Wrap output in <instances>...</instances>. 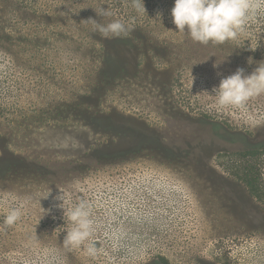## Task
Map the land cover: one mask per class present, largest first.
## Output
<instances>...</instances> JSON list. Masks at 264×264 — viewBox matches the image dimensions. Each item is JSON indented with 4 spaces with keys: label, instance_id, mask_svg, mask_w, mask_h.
Here are the masks:
<instances>
[{
    "label": "rangeland",
    "instance_id": "rangeland-1",
    "mask_svg": "<svg viewBox=\"0 0 264 264\" xmlns=\"http://www.w3.org/2000/svg\"><path fill=\"white\" fill-rule=\"evenodd\" d=\"M5 1L0 264H264V202L227 172L229 152L264 143V94L221 109L213 92L264 57L203 51L173 23L175 0H143L141 14L121 0ZM89 18L130 31L106 38ZM247 29L230 44L264 46L259 27ZM133 31L169 52L136 50ZM62 192L65 207L91 205L95 257L64 248ZM12 208L21 218L5 229Z\"/></svg>",
    "mask_w": 264,
    "mask_h": 264
},
{
    "label": "clouds",
    "instance_id": "clouds-1",
    "mask_svg": "<svg viewBox=\"0 0 264 264\" xmlns=\"http://www.w3.org/2000/svg\"><path fill=\"white\" fill-rule=\"evenodd\" d=\"M131 4L138 14L146 11L143 0H131ZM95 10L102 17L114 15L109 8ZM261 11H264V0H175L171 14L179 32H187L194 42L207 46L236 40ZM86 21L91 22L93 30L106 38L126 36L130 31L129 25L118 19L106 24L91 18ZM249 63H252L251 58ZM213 92L218 108L244 109L250 100L264 94V63L260 62L250 75H245V70L238 68L234 74L222 78ZM56 199L62 201L59 207L65 210L66 223L71 224L63 241L64 248H83L89 256L95 257L98 250L92 239L95 221L91 205L81 200L74 207H65L67 195L64 192ZM20 218L18 208L10 209L3 218L4 228L15 226Z\"/></svg>",
    "mask_w": 264,
    "mask_h": 264
},
{
    "label": "trees",
    "instance_id": "trees-1",
    "mask_svg": "<svg viewBox=\"0 0 264 264\" xmlns=\"http://www.w3.org/2000/svg\"><path fill=\"white\" fill-rule=\"evenodd\" d=\"M26 2L27 0H6L5 4L12 5L14 3H17V5L21 4L22 6H26L27 5ZM124 3L125 5L132 7L131 0H121L120 5L122 6ZM258 14L259 15H257V17L254 20L258 23H255L256 25H254L253 24L254 21H252L251 22L252 24L251 25L249 24L247 26L249 28L248 29L246 28L247 29L246 33L249 32L248 30L254 29L255 26H258L259 27L258 30H261L262 35L264 37V11H261ZM60 17L61 15H59V18ZM142 24L143 23L140 24L137 22L136 26L141 27ZM1 30L2 29H0V32ZM134 32H135V35L133 37V40L131 38L130 42L132 44L130 45H133L136 50H141L142 52H152V53H154L155 51H160L162 53L169 52L170 47H167L166 45L161 44L160 42L155 40L153 35L148 33L147 37L143 38V36H141V31H133L132 33ZM2 36H7V33L5 31L3 33H0V38H2ZM239 36H242V35H239ZM189 38H188L189 41L191 40L190 42H192L193 40L191 39L190 36ZM230 43H234V42L228 41L224 43V45H226L229 48V50H232V52H227V53H233V51H236L244 55H249V57L251 56L264 57V46L252 48L249 42L242 41L240 39H238L236 45H231ZM192 49H193L192 52L191 51L189 52L190 57H193V55H196L197 49H194V48ZM202 50L203 51L207 50L210 52L214 51V49L208 45L207 46L203 45ZM125 69L126 68H123L121 71L125 72L126 71ZM228 155L231 158L230 163L228 164V168H227V172L229 173L230 177L240 182L244 186V188L247 190L250 196H252L258 201L264 202V157H263L264 156V143L259 144L258 146L251 148V149L242 150V151L239 150L237 152L236 151L229 152ZM7 166L8 165H6L5 163L0 165V174L4 173L5 170L6 172L4 175L11 172L10 171L11 169L8 170L11 167L7 168Z\"/></svg>",
    "mask_w": 264,
    "mask_h": 264
}]
</instances>
